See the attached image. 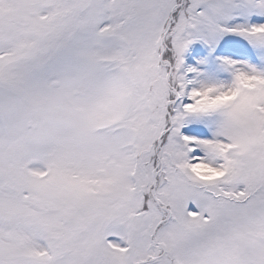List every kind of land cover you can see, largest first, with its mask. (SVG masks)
<instances>
[{
    "label": "snow or ice",
    "instance_id": "1",
    "mask_svg": "<svg viewBox=\"0 0 264 264\" xmlns=\"http://www.w3.org/2000/svg\"><path fill=\"white\" fill-rule=\"evenodd\" d=\"M0 264H264V0H0Z\"/></svg>",
    "mask_w": 264,
    "mask_h": 264
}]
</instances>
